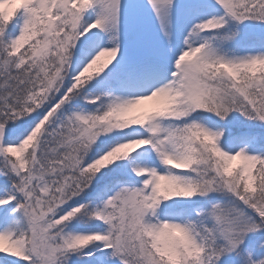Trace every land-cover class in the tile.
<instances>
[{
	"label": "snow or ice",
	"instance_id": "6c2138e0",
	"mask_svg": "<svg viewBox=\"0 0 264 264\" xmlns=\"http://www.w3.org/2000/svg\"><path fill=\"white\" fill-rule=\"evenodd\" d=\"M0 264H264V0H0Z\"/></svg>",
	"mask_w": 264,
	"mask_h": 264
}]
</instances>
